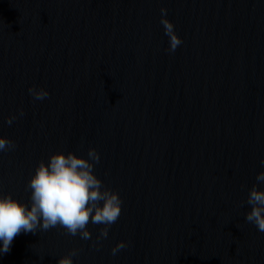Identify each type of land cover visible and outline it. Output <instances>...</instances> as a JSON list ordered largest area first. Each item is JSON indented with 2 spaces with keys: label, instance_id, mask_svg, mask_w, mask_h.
Returning <instances> with one entry per match:
<instances>
[{
  "label": "water",
  "instance_id": "95a60500",
  "mask_svg": "<svg viewBox=\"0 0 264 264\" xmlns=\"http://www.w3.org/2000/svg\"><path fill=\"white\" fill-rule=\"evenodd\" d=\"M161 7L182 40L172 53ZM0 136L15 143L0 193L27 202L38 162L93 147L122 199L98 246L102 225L90 240L21 232L0 264L72 250L74 264H264L244 217L264 170V0H0Z\"/></svg>",
  "mask_w": 264,
  "mask_h": 264
},
{
  "label": "clouds",
  "instance_id": "9594fccd",
  "mask_svg": "<svg viewBox=\"0 0 264 264\" xmlns=\"http://www.w3.org/2000/svg\"><path fill=\"white\" fill-rule=\"evenodd\" d=\"M167 10L160 8V23L168 39L167 51L175 52L182 44L174 25L167 19ZM28 94L35 101L48 98L49 92L44 87L30 86ZM23 116V110L18 109ZM16 115H11L5 122L11 124ZM15 143L0 136V152L13 150ZM99 153L93 147L86 155L72 150H57L49 153L47 161H40L30 175L26 188L29 200H20L11 194L0 193V256L10 250L15 236L21 232L27 234L48 231L57 226L66 234L84 240L91 239L87 227L89 223L102 225L94 246L108 236L109 227L121 213L122 199L119 193L106 187L94 172V165L99 163ZM264 168V158L260 160ZM254 183L247 193L249 210L244 213L245 220L253 224L258 232H264V170L258 171ZM127 247L125 241H117L110 251L115 256ZM78 254L72 250L57 257V264H74L73 257Z\"/></svg>",
  "mask_w": 264,
  "mask_h": 264
}]
</instances>
